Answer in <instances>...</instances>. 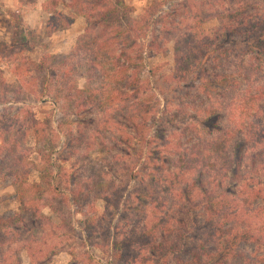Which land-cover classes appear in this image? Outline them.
Here are the masks:
<instances>
[{"label": "rangeland", "instance_id": "rangeland-1", "mask_svg": "<svg viewBox=\"0 0 264 264\" xmlns=\"http://www.w3.org/2000/svg\"><path fill=\"white\" fill-rule=\"evenodd\" d=\"M48 1L36 0L26 6L21 0H0L3 26L0 42L9 43L15 35L12 14H20L21 25L39 34L36 41L30 42L31 50L18 53L20 58L24 56L39 62L44 55L68 54L85 32L86 19L67 10L74 17L73 24L51 36L45 34L51 16L44 9ZM222 1L155 0L153 3V0H127L135 8V18L153 23L148 33L155 46L147 51L145 36H140L137 44L145 46L144 56L134 54L138 64L135 76L143 83L140 97L154 108L148 116V136L153 142L149 147H131L125 143L118 149L108 141L104 146L92 144L88 149L92 132L95 142L108 140L114 135L111 130H116L119 120L126 123L128 114L124 105L114 109V105L95 104L85 110L86 107L79 104L81 96L77 95L75 101H70L73 111H67L65 115L67 109L62 106L67 105V101L58 94L60 104L55 102L57 90H60L58 84L54 82L51 92L40 101L37 91L42 83L41 75L37 71L16 75L18 63L15 58L18 57L11 55L14 61L0 58V80L3 82L0 85V126L5 120L10 130L8 136L20 141L19 152L12 160L20 154L25 156L26 166L31 165L28 167L30 184L40 182V169L48 165L45 156L39 154L41 150L48 154L56 147L55 159L58 162L67 160L62 163L66 170L63 177L51 178V182L60 188L59 193L50 190L42 197L36 195L26 202L19 198L14 177L6 173L13 161L9 166V163L4 164L5 172L0 176V217L22 215L26 222L33 223L34 216L40 211L45 218L37 225L30 223L31 231L16 230L11 236L21 240L10 247L8 241L2 259L7 257L12 264H178L179 259L187 261L189 255L184 247L174 248V243L167 241L174 242L181 232V223L176 218L182 217L186 220L184 232L189 243L196 240L191 238L195 234L203 235L198 242L206 239V211L200 205L205 192L218 196L227 194L226 189L238 192L264 187V95L260 99L251 95V91H256L264 82V71L259 70L260 67L264 69V60L259 61L255 52L236 49L233 42L222 37L223 27L229 26L236 11L245 14L256 11L251 6L242 10L239 0ZM242 1L257 3L256 0ZM189 35L194 39L191 44L186 39ZM182 65L188 67L185 72ZM176 71L184 72L187 82L183 87L187 89L180 91L174 83L166 82ZM74 79L81 87L87 83L81 76ZM165 94L177 104L171 107L169 114L165 112ZM24 98L26 103H18ZM78 108L83 111L76 114ZM34 117L43 126H50L46 141L40 144L34 142L32 131L25 132ZM170 118L173 121L168 123ZM78 119L81 126L86 127L83 129L88 139L77 141L80 134H74L73 147L79 151L77 156H72L69 133L78 128ZM190 124L195 127L191 128ZM121 132L124 140L133 135L132 129L122 128ZM192 132L198 135L199 152H206L197 164V160L189 156L194 149L188 139V136L192 138ZM81 140L83 145H80ZM215 141L220 144L214 145ZM2 144L0 139V148ZM240 149L244 172L237 182L233 177V161ZM87 153L91 154L89 159H86ZM109 169L111 173H108ZM65 172L69 176H78L77 187L89 192L84 194L86 197L81 202L71 196ZM98 172H106L107 183L116 182L117 193L107 192L111 202L96 190L99 179L95 174ZM136 173L137 179L133 178ZM84 180L90 182V189L82 183ZM78 208L82 211H77ZM251 216L256 218L252 226L258 232L256 234L264 233V197L255 203ZM233 217L224 218V227H234V234L248 226ZM230 235L227 233L224 239L209 242L207 252L212 255L224 252L222 241ZM124 240H130V246L119 244L118 249L127 252V259L122 260L114 244ZM31 242L37 243L34 260L27 250ZM236 251L260 264V258L264 257V237L261 242H241ZM235 262L228 255L224 256L222 264Z\"/></svg>", "mask_w": 264, "mask_h": 264}, {"label": "trees", "instance_id": "trees-1", "mask_svg": "<svg viewBox=\"0 0 264 264\" xmlns=\"http://www.w3.org/2000/svg\"><path fill=\"white\" fill-rule=\"evenodd\" d=\"M172 1L181 3L190 0H171V2ZM256 1L257 3L242 0L238 1L239 5L241 7L243 6L242 10H247L248 6H251L256 12L245 14L241 10V12L236 11L232 16V22H229V26L226 29L223 27L224 30H222V37L223 40H227V42H233L234 47L240 51L244 50L248 53H257L258 56L256 58L260 61L264 60V0ZM35 2L36 0H21V3L26 6ZM154 2L155 0H153V3ZM221 2L223 1L221 0ZM215 3L217 4V2ZM218 3H220V1ZM44 9L51 15L46 23L45 34L48 36L65 30L73 24L74 17L72 14L68 13L67 10L86 19L85 32L80 37L74 50L68 54L44 55L39 62L24 56L20 58L18 53L31 50L32 46H30V42L33 40L36 41V35L39 34L36 30L32 28L26 29L21 25L22 16L20 14H12L11 17L15 23V35L9 43L5 41L0 42V58H10L9 60L11 61L14 59H11V55H13L12 57H18L15 58V62L18 63V66L15 67L16 75H26V72L32 73L34 71H37L41 75L40 80L42 83L37 91L40 97L39 99H41L40 101H44L45 95L48 92H51L54 82L58 84L57 86L60 87V90H57L58 98L55 99V102L56 104H60L61 98H64L67 101L68 104L62 106L63 109H67L64 110L65 115L67 114V111H73L71 110L72 105L70 101H75L74 98L77 95L81 96L79 104L80 107L85 106V110H88V107L95 104L102 106L114 105L112 106L114 109L124 105L126 114H128L125 116L126 123H123V120H119L116 130H111L114 135L108 140L104 139L95 142L92 132V135L89 137L90 144L87 145L88 149L92 144L97 146L99 143L104 146L108 141L113 142V146L118 149H122L121 145L125 143L131 147L134 145L151 146L153 142L148 136V130H150L148 127V116L151 115L154 108L140 97L143 93V83L139 77L135 76V72L138 70V64L136 63V56L134 54H137L138 57L141 58L144 56L145 46L142 47L139 45V47L137 44L140 36H145L143 37V40L148 43L146 45L147 51H151L153 46H155L153 37L151 40L148 33L153 24L152 21L148 19L145 20L144 18H135L133 16L135 8L129 4L127 0H49L44 6ZM191 37L192 35L186 37L188 44H191L194 40L193 38L191 39ZM136 46L138 47V50H135ZM181 69L185 72L188 67L182 65ZM260 69L261 71H264L262 67H260L259 70ZM184 72H174L172 78H170L171 76L168 77L166 82L174 83V85L177 86L176 88L180 91L182 89H187L186 87H183L187 82ZM78 76L86 78L87 83L85 86L81 87L77 84L75 80L76 78L74 79V77ZM2 83L3 82L0 80V85H2ZM58 94H60V100ZM251 95L254 98L260 99V97H262L261 95H264V82L258 85L256 91L252 90ZM164 96L166 99L168 98L167 94ZM24 99L18 101V103H26V99ZM2 101H5V98H3ZM175 105L177 106L172 100L167 99V104L165 106L166 114H169L170 109H172L171 107ZM79 111L83 110L78 108L76 114H79ZM171 119L172 118L168 120V123H170ZM4 122L5 120H2L3 126H0V139L3 143L0 148V176L5 172L4 164L9 163V166L10 161H13L12 166L6 170V173L14 177L15 188L22 202H26V200L34 198L36 195L42 197L50 190L59 193L60 188L56 187L51 182V178L55 179L56 177H63V172L66 170L64 167L65 165L62 163L67 162V160L60 159L61 162H58L55 159L54 151H56V147L50 146L52 147V151L48 154H46V151L41 150L39 154L45 156L48 165L46 168L40 169V182L37 184H30L29 173L31 170L28 167L31 166L29 164L31 162L26 166V158L22 154L12 160L13 157H15L14 155L19 152L20 141H17V139L13 140L8 136L10 130ZM29 122H31V124L25 128V132L32 131L34 142L36 144L46 141L49 134L47 127L50 129V126L45 123V126H43L42 122L36 117L31 118ZM74 123L77 124V122L73 121V124ZM155 123L158 124V121ZM81 125V120L78 119V128H73V131L70 129V132H72L69 133V143L71 145L70 154L72 156H77V152L79 151L77 147H73L75 146L73 141L76 139L74 134H80L77 141L80 138L88 139L87 132L83 129L86 127H82ZM189 126H191V128L195 127L192 126V124ZM122 128L123 130L132 129L133 135L128 136L126 138L127 140H124L121 132ZM59 129H62L61 126H59ZM190 135L193 136H191L192 138H189L188 136V139H190V144H193L192 147H194V149L191 150L189 156L190 158L193 157L196 159L197 164L198 161H200L199 159H202V156L206 155V152H199L201 148H199L200 143H197L198 135H195V132H192ZM217 144H220V142L215 141L214 145ZM80 145H83L82 140ZM195 147L198 148V150H196ZM241 152L240 149L233 161L235 165V168L233 169V177L234 179L236 178L237 182H240L244 172L242 169L244 157ZM90 155L91 154L87 153L86 159H89ZM115 158L117 159V156H115L114 159ZM26 168L27 171H25ZM56 169L57 171L55 172ZM108 171V173L112 172L110 169ZM104 173L106 172H98L95 174L99 179L97 181L96 190L100 191V194L104 196L106 201L111 202L112 198L107 192H110L111 190L114 195L117 193L114 189L116 182L113 180L112 182L107 183L105 181L106 175ZM64 175L69 178L67 183L68 187H70L69 191L71 196L74 197L76 202H81L85 196L84 194H88L89 192H84L83 189L81 190L77 187V185H79V182H77L78 176L76 177L74 174L69 176L66 172ZM134 177L138 178V174L136 173L133 175V178ZM82 183H86L88 186L87 189H90L89 181L84 180ZM226 192L227 194L218 196L213 192H205L203 199L200 202V205H202L206 211L205 226L207 234L204 235V237H206L205 240L198 242L203 235L199 237L195 234L192 235L191 238L196 240L193 242L190 239L191 243H189L184 232V228H186V220L184 217L176 218V220L181 223L182 230L178 233L174 242L171 240L167 242L174 243V248L180 246L184 247L186 253L189 255L187 261L179 259L178 264H222L224 256L228 255H231V257L235 259L236 264H259V261L255 262L248 258L243 252H237L236 250L241 242H261L263 240L264 233L260 232V234H256L258 232L252 227L256 218H254L255 216H251V212L254 210L255 203L264 197V187L257 189L251 188V190L246 189V191L242 189L238 192H231V190L226 189ZM77 211L81 212L82 210L78 208ZM235 211H237V214ZM233 215L235 216L233 217ZM231 216L236 219L238 218V222L240 221L248 226L239 229V232L235 231L234 234V227L228 229L224 227V225H226L224 218L228 217V219H231ZM34 217L35 221L32 220L33 223L26 222V219H23L22 215L10 218L0 217V264H12L7 257H4L3 259L1 257L4 253L3 250L8 248V241L11 243L8 244L10 247V245L21 240L18 239L17 236L12 237L11 235L19 229L31 231L28 226L30 223L31 226L37 225L40 220L45 218L40 211L37 212ZM227 233L231 235L226 238V241H222L225 251H222L221 254L213 255L208 253L206 245L216 239H224ZM188 235L190 234L188 233ZM129 241L130 240H124L123 243L119 242L114 244V248L117 249L116 253L122 260L127 259V252L118 249V246L119 244L130 246ZM36 244L31 242L27 248V250L30 251V256H32L33 260L35 259L36 254L34 248ZM39 245L40 244H38V247ZM164 248H166V246ZM40 251L43 252L41 249ZM260 259V264H264V257ZM18 264H20V262Z\"/></svg>", "mask_w": 264, "mask_h": 264}, {"label": "crops", "instance_id": "crops-1", "mask_svg": "<svg viewBox=\"0 0 264 264\" xmlns=\"http://www.w3.org/2000/svg\"><path fill=\"white\" fill-rule=\"evenodd\" d=\"M2 30H3V26H2V23H0V35H2Z\"/></svg>", "mask_w": 264, "mask_h": 264}]
</instances>
